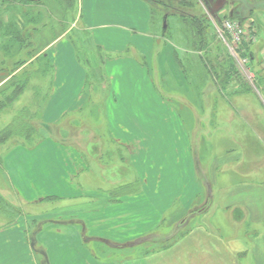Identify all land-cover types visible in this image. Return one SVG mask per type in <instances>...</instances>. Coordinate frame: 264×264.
Masks as SVG:
<instances>
[{"label": "crops", "instance_id": "0c3cea01", "mask_svg": "<svg viewBox=\"0 0 264 264\" xmlns=\"http://www.w3.org/2000/svg\"><path fill=\"white\" fill-rule=\"evenodd\" d=\"M150 2L78 0L79 28L90 46L98 47L104 58L102 81L90 90L88 67L80 57L81 52L88 56L89 47L77 46L70 37L72 28L59 34L50 29L39 34L45 40L40 54L41 60L44 56V62H48L50 80L40 115L47 134L39 144L24 140L11 146L0 145V194L14 205L24 201L38 204L51 198L65 202L62 208L36 215H46L44 220L55 222L38 230L35 239L49 264H264V232L249 243L247 238L220 235L217 222L213 223V214L216 217L239 203H246L253 213L258 212L256 207L261 206L255 201H264V190L249 183L217 189L206 208L199 211L201 225L189 230L185 240L169 249L135 254L150 243L126 246L160 232L174 217L181 219L178 223L174 220L175 226L184 218L190 219L204 191L196 167L192 125L169 102L178 97L165 93L161 87L166 86L165 80H170L188 93L190 79L179 65L174 48H160L156 52ZM154 54L156 67L151 64ZM103 85L107 89L103 103L106 129L129 153L128 162L141 182L137 193L119 196L110 193L112 188L88 187L87 168L93 162L88 156L90 149L85 144H67L66 138V144H62L55 138L63 135L65 124L82 113ZM209 90L207 87L206 95ZM23 103L20 100L17 105ZM10 118L3 113L0 123ZM38 123L36 120L34 124L36 132ZM81 137V133L72 136L74 141H81ZM235 153L219 156L216 165L241 159V153ZM110 180L116 184L115 178ZM218 206L222 208L215 212ZM28 219L18 214L14 221L0 227V264L40 261L33 248ZM187 242L196 245L194 251L183 250ZM178 248L183 251L179 253ZM168 251L172 252L166 255ZM250 253L253 255L249 256Z\"/></svg>", "mask_w": 264, "mask_h": 264}, {"label": "rangeland", "instance_id": "374dc122", "mask_svg": "<svg viewBox=\"0 0 264 264\" xmlns=\"http://www.w3.org/2000/svg\"><path fill=\"white\" fill-rule=\"evenodd\" d=\"M156 1L152 0V5L155 7L158 6ZM196 1L198 2L194 7L196 12L199 10V13L207 14L211 24L208 28L209 39L204 42V45H201L202 47H198L199 49L192 47L191 41L186 36L188 25L181 21L179 24L177 22L179 19H167V25L165 24L163 29L168 33V38L162 36L163 30H160L162 24H159V28L156 30L152 28V32L157 36L156 52L160 48L166 49L168 47L174 48L175 52L179 50V58L176 59L181 60L182 63L179 62V65H183V71L190 79L188 90L191 92L188 91V93L185 92L184 88L180 90L176 88L170 80H165L166 86L161 87L165 93L171 94L172 97H178V100L173 99L169 102L176 105L182 111L188 125H192L191 135L198 177L202 185H205L203 197L193 208L195 215L187 219L178 232L172 233L175 226L174 220L178 223L181 219L174 217L171 222L167 223L168 225L163 227L160 233L155 235L157 239L160 238L159 236L171 233L172 235L167 242L160 238L163 243H150V245L136 250L135 254L165 251L171 245L185 240L183 237L186 232L201 225L199 211L206 208L205 205L209 203L217 189L232 187L239 183H249L254 188L259 186L261 190H264V0ZM155 12L153 11L154 18H157L158 14ZM78 15V0H75L73 6H69V0H0V18L5 25L11 23L20 30L26 26L30 27L31 23L34 24V27L39 26V29L34 33L31 29L32 26L28 31V39H32L35 44L34 47H30V50L35 48L32 50L33 54L42 51V47L45 45L44 37H40V33H45L48 31L47 29H50L59 34L72 28L70 37L77 46H88L90 49L88 56L91 57L93 48L89 44V39H86L85 34L80 30L81 22ZM228 20L245 25L247 32L250 34L254 32L257 38L255 42H246L245 44L246 47L249 44L252 45L251 49L255 55V59L249 65L241 62L240 57L232 52L226 34L223 32V24ZM7 39L6 37L3 40L6 41ZM212 56L218 60L217 63L221 64V67L224 66L227 69L232 66L230 75L222 73L220 68L215 74L213 69L209 70V74L205 71L203 67L210 65L211 60L209 62L208 58H211L213 62ZM155 60L154 54L151 56L152 66L157 64ZM189 61L195 66L191 68L192 71L187 65ZM42 64L44 66L43 60L37 62L34 69L38 70V67L40 69ZM196 66L205 73L196 71ZM32 72L34 71L32 70ZM48 74L44 71L41 74L32 73L35 77L33 76L30 83L31 89L24 95L23 100H34V91H39L41 94L37 100H46L50 85ZM153 76H156V73ZM207 87L210 89L208 95H206ZM88 90L90 89L88 88ZM106 90L104 85L98 88L94 97L86 103L82 113L80 115L75 114L65 124L66 130L61 131L63 135H60V138H66L69 142L67 144H79L80 146L85 144L90 149L88 156L93 162L91 167L87 168V174L90 176L87 180L88 187L112 188L111 190H113L120 184L129 182L133 178L136 180L138 177L128 162L129 153L122 148L120 142L111 138L107 132L103 106ZM21 105H16L15 110L20 109ZM31 110L35 112L38 108L32 105ZM209 115H211V121H209ZM76 133L82 134L81 141L79 139L74 141L72 138ZM33 137L26 139V142L34 144L36 138ZM44 139L39 140L43 141ZM20 141L24 140L19 139L16 142ZM93 148L97 149V152H94L95 149ZM103 149L107 151L106 154L101 151ZM235 152L241 153V159L234 160L224 166L216 165L219 156L236 154ZM110 177L115 178L116 184H114L115 181L110 182ZM205 182L209 184H204ZM140 188L141 182L137 192L140 191ZM126 191L129 189L120 192L124 194ZM258 200L259 202L255 201L261 206L258 209L256 207L258 214L246 207V203L232 204L234 208L231 207L228 210H223V212H219L222 207L218 206L215 210V212H219L218 215L216 217L214 214L212 215L214 225L216 222L218 224L215 225L217 232L226 237L247 238L251 243L253 237L264 232V201ZM64 204L65 202L53 198L38 204L24 201L18 204L22 208V212L19 214L29 218L28 228L31 232L39 228L42 221L45 222L44 217L46 215L36 216L37 214H46L50 210L62 208ZM249 210L253 215H250ZM2 220L0 217V222ZM247 220L248 222L245 223ZM183 246L186 248L183 249ZM183 246L182 249L185 252L194 251L196 248V245L194 246L191 242L190 244L187 242ZM40 248L41 244L38 242L37 249L40 250ZM179 248L177 251L181 253L183 250ZM171 252H166V255L171 254ZM112 255L120 256L113 253ZM252 255L250 253L249 256ZM36 256L40 260L41 252L36 251ZM236 262L239 263L240 260ZM38 264L42 263L39 261Z\"/></svg>", "mask_w": 264, "mask_h": 264}, {"label": "trees", "instance_id": "16d2710c", "mask_svg": "<svg viewBox=\"0 0 264 264\" xmlns=\"http://www.w3.org/2000/svg\"><path fill=\"white\" fill-rule=\"evenodd\" d=\"M6 1V0H4ZM150 1V0H149ZM155 1V0H153ZM241 1V0H240ZM158 6L155 7L152 5V28L153 30H156L159 28V24H162L160 26V30H163L162 36L165 38H168L169 35L166 33V30H164L165 24L167 25V19H179L177 22L180 24L181 22H184L186 25H188V33L186 34L187 38L191 41V45L193 48L199 49L202 47L201 45H204V42H207L210 36V33L208 32V28H210L209 25L210 21L208 19V15L204 13H199V10L194 8L195 4L198 3L196 0H157ZM75 4V0H69V6H73ZM153 11H156L157 18H154ZM32 26V27H31ZM30 27L32 29V32L34 33L39 29V26H35L31 23ZM30 27H23L21 30L17 28L16 26H13V24H7L5 25L3 21L0 18V116L3 115H10L11 118L8 122L0 123V145H7L11 146L14 144H19L20 142H16L19 139L26 140L30 137H35L36 141L35 143H40L41 140L46 138L47 131L44 129V125L40 122V115L43 108V100H38L37 102L31 103L30 101H25L21 105L20 109L17 111L15 110L17 102L20 101V99L23 101L24 95L27 93V91L30 88V83L34 75L32 73L41 74L42 71L47 72V65L48 62H44L46 58L43 56L44 59V66L42 64V67H38V70H35V64L39 61H41L40 52H37L36 54H33V49L30 50V47H34V41L32 39H28V31L30 30ZM212 35V34H211ZM8 38L6 41L3 40L5 38ZM6 42V44H5ZM16 42V43H14ZM199 47V48H198ZM248 52H250V57L252 60L255 59V55L252 51V45H248ZM29 49V51H28ZM88 51L90 49L88 48ZM179 50H176L175 55L176 58H179L178 55ZM31 54V56H30ZM33 54V55H32ZM80 57L82 61L86 64L88 67V84L87 87L90 89L93 87L95 83L101 82V64L103 63L104 58H102L100 50L98 47L93 49L92 56H85L84 53L80 54ZM214 59V56H212ZM210 62V67L204 65L203 67L205 71L209 74V70L213 69L214 74L219 70V68L222 70V73L226 75H230L231 68L225 69L224 66L221 67V64L217 63V59L215 58L212 62L211 58H208ZM178 62H181V60L177 59ZM182 63V62H181ZM186 65V64H185ZM188 67L192 71V67L194 68L193 64H191V61L187 62ZM190 65H192L190 67ZM183 67V65H181ZM216 68V69H215ZM32 70L34 72H32ZM196 71L203 72L201 68L196 66ZM259 74V72H258ZM4 75V76H3ZM35 77V76H34ZM212 79V78H211ZM41 94L39 91H34V100H37L38 97H40ZM35 106L38 108L37 111L33 112L31 110V106ZM33 112V114H32ZM39 120V126L38 131H35V121ZM37 133V134H36ZM33 137V138H34ZM61 136H55V138L62 144L66 143L65 138H60ZM139 180L136 178V180H131L126 183H122L119 186L115 187L113 190L110 191L113 195H120L123 194V190L129 189V191L124 192V194H131L136 193L139 187ZM209 184V183H204ZM211 185V184H210ZM205 186V185H204ZM203 186V187H204ZM206 189V187H205ZM121 191V192H120ZM22 212V208L20 206H15L13 203L9 202L7 199L3 197V195L0 194V217H2V221L0 222V227L4 223H11L14 221L15 217ZM192 216L195 215L194 212H191ZM191 216V217H192ZM187 220V218H184V221L174 227L173 234L178 232L184 222ZM49 223H55L51 220H45L42 221V225H40L39 228L29 232L30 237L32 239L33 248L35 251H40L42 257L40 258V262L42 264H49L47 261V257L45 255V252H43L42 247L40 250L37 249L36 244V235L37 231H41V229H44L46 225ZM64 224V223H63ZM160 232H153L151 234H148L136 241H133L126 246H134L141 243H163V241L167 242L168 239H170L171 233L169 235L165 236H159L160 238H155V235ZM187 233V232H186ZM185 233V234H186ZM184 234V235H185ZM169 237V238H168ZM167 247V246H166Z\"/></svg>", "mask_w": 264, "mask_h": 264}, {"label": "built area", "instance_id": "2783aa9c", "mask_svg": "<svg viewBox=\"0 0 264 264\" xmlns=\"http://www.w3.org/2000/svg\"><path fill=\"white\" fill-rule=\"evenodd\" d=\"M223 32L230 43L232 52L240 57L241 62L246 65L251 63L249 54L245 50V44L256 41L254 32L251 34L247 32L246 26L233 20H228L223 24Z\"/></svg>", "mask_w": 264, "mask_h": 264}]
</instances>
